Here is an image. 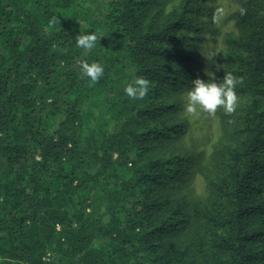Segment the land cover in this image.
I'll list each match as a JSON object with an SVG mask.
<instances>
[{"label": "trees", "instance_id": "obj_1", "mask_svg": "<svg viewBox=\"0 0 264 264\" xmlns=\"http://www.w3.org/2000/svg\"><path fill=\"white\" fill-rule=\"evenodd\" d=\"M232 1L216 50L205 0H0V264H264V0ZM214 60L244 100L205 166L179 98Z\"/></svg>", "mask_w": 264, "mask_h": 264}, {"label": "rangeland", "instance_id": "obj_2", "mask_svg": "<svg viewBox=\"0 0 264 264\" xmlns=\"http://www.w3.org/2000/svg\"><path fill=\"white\" fill-rule=\"evenodd\" d=\"M174 1V3L178 2V0ZM205 5L208 7L207 12H209V9H212V13L214 15V22L211 24V30L214 35L211 40L207 41V47H209V49H211L212 47L218 50L223 45V35L234 30V23L231 19V14L237 9L238 5L232 0H205ZM217 16L219 17V22H217ZM206 20H210V18H206ZM214 62L215 65L210 70L213 73V76L209 77L207 74V77L209 79H215L218 77L220 65L216 60H214ZM185 93L186 92L182 93L179 98L181 102L179 115L183 118H186L188 121L185 132L181 136V143L194 150L195 152L201 153L203 156V164H205V166H208L206 163L209 162L208 156L213 149V145L222 138L225 141L232 142L235 135L232 134L234 136L231 135L229 138V134L231 132L233 133V129H227L225 125L222 124L221 119L219 118L218 110L224 109L223 107H219L215 113L201 111L198 116L189 115L185 110ZM243 100L244 98H239V103L236 107V110L233 112L236 126L242 120L240 106ZM262 103L264 107V99ZM191 184L198 196L204 197L205 195H207V186L203 175L195 174L192 178ZM88 211L90 212V210ZM95 214H98V210H95Z\"/></svg>", "mask_w": 264, "mask_h": 264}, {"label": "clouds", "instance_id": "obj_3", "mask_svg": "<svg viewBox=\"0 0 264 264\" xmlns=\"http://www.w3.org/2000/svg\"><path fill=\"white\" fill-rule=\"evenodd\" d=\"M240 11L243 14L244 10ZM216 19L219 22L218 16ZM55 24L56 18L51 19L49 28L54 27ZM100 37L94 32L82 34L78 37L77 44L80 48L91 51ZM80 68L81 75L87 77L92 83L97 82L104 75V67L98 62H82ZM207 74L209 77L213 76L211 71H208ZM238 83V79L231 73L224 77L223 82L219 83L214 79H195L193 86L184 94L186 112L191 116H198L201 111L215 113L219 107H223L227 113L234 112L239 103V97L235 90ZM149 84L150 82L146 78L137 77L125 87L124 92L132 99H143L149 91Z\"/></svg>", "mask_w": 264, "mask_h": 264}]
</instances>
